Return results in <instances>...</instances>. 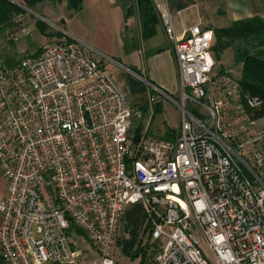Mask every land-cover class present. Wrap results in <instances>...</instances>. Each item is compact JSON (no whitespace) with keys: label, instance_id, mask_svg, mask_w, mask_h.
Masks as SVG:
<instances>
[{"label":"built area","instance_id":"2783aa9c","mask_svg":"<svg viewBox=\"0 0 264 264\" xmlns=\"http://www.w3.org/2000/svg\"><path fill=\"white\" fill-rule=\"evenodd\" d=\"M151 1L177 78L178 100L149 84L150 107L158 95L179 109L168 139L149 136L152 115L108 69L120 65L90 45L63 36L34 56L0 54L2 264H118L136 204L148 264H264L262 102L215 70L212 30L176 34L165 1Z\"/></svg>","mask_w":264,"mask_h":264},{"label":"crops","instance_id":"0c3cea01","mask_svg":"<svg viewBox=\"0 0 264 264\" xmlns=\"http://www.w3.org/2000/svg\"><path fill=\"white\" fill-rule=\"evenodd\" d=\"M7 1L23 3L22 0ZM164 1L172 14L176 34L197 23L213 30L245 18L264 19V0ZM124 4L125 0H81V8L76 10L70 0H44L37 4L36 13L54 27L61 25L59 29L67 38L90 45L114 59L120 65L114 67L119 75L117 79L123 83L130 101L135 106L148 105L151 108L149 84L166 95L176 89L173 54L160 24L156 25L154 35L142 38L137 16H125ZM113 43L116 44L115 50L111 47ZM1 184L0 198L5 192L4 180ZM128 215L130 233L139 234L142 207H138L132 218L130 212Z\"/></svg>","mask_w":264,"mask_h":264},{"label":"rangeland","instance_id":"374dc122","mask_svg":"<svg viewBox=\"0 0 264 264\" xmlns=\"http://www.w3.org/2000/svg\"><path fill=\"white\" fill-rule=\"evenodd\" d=\"M17 5V4H15ZM37 5L33 9H29L24 5H17L19 8L18 15L12 19L7 25H0V54L6 62L14 61L19 59L22 55H32L38 51L43 46L50 44L54 41L59 40L64 36V33L58 27H54L50 23L44 22L40 19L36 13ZM39 22L38 29L36 23ZM22 25V27H20ZM10 30L15 32L14 36L18 37L17 41H7L5 32ZM26 31L27 34H23ZM112 49H116V44H112ZM219 58H216V53L213 52V57L215 61V70L219 71L222 69H227L234 77H240V65H234L232 61V51L224 50L219 54ZM115 66H108V69L116 76ZM118 80V79H117ZM121 82V81H120ZM123 87V83H120ZM154 87V86H153ZM125 89V88H124ZM153 89V88H151ZM153 91H155L153 89ZM155 94V93H154ZM169 97L174 100H178L177 86L175 91L169 93ZM157 100L161 104V109L155 114L152 113L148 105H142L141 108H146L147 113L151 116V121L149 124V136L153 138H165L168 133L175 131L179 125V109L176 105L165 96H158ZM148 107V108H147ZM146 121H142V129H144ZM134 125H136L134 123ZM3 178L0 175V188L2 186L1 182ZM140 204H136L130 208L131 218L136 214V211ZM140 211V208H139ZM129 214V213H128ZM128 215H126L124 228L119 241V251H118V264H139L140 257H134L137 246L140 243L141 247L147 248L142 245L145 234L140 230L139 234L126 233V222H128ZM132 225V219H131ZM69 239L73 246L80 249L84 254L90 253L87 256V262H91L95 259V253L93 248L88 243V241L81 235L76 229L71 230ZM139 246V247H140Z\"/></svg>","mask_w":264,"mask_h":264},{"label":"trees","instance_id":"16d2710c","mask_svg":"<svg viewBox=\"0 0 264 264\" xmlns=\"http://www.w3.org/2000/svg\"><path fill=\"white\" fill-rule=\"evenodd\" d=\"M43 1L44 0H22V5L29 9H33L35 5ZM70 2L76 10L81 8V0H70ZM124 5L125 16L132 14L137 16L142 38H148L154 35L155 27L158 25L159 20L152 1L125 0ZM18 11L19 8L14 3L7 0H0V25H7L12 22V19L18 15ZM38 26L39 22L36 23L37 29ZM212 32L214 36V43L211 48L212 54L215 52L216 58H219V54L222 51H232L233 64L240 65L241 67L240 77L237 78L240 88L243 93L257 98L262 102V106L257 115L264 116V19L260 17H250L236 20L225 27L213 28ZM39 51L40 49L28 56H34L38 54ZM219 71L231 74L227 69L221 68ZM154 93L155 92L150 88L151 97L154 96ZM160 109L161 104L157 99H154L151 102L152 113L155 114L159 112ZM142 111L146 112V109H142ZM171 133H168L167 136L162 139H168ZM73 229H76L79 234L84 237L83 233L72 224H70L66 232L68 237ZM125 229L126 233H130L128 222H126ZM138 244L134 257H140L139 264H148L146 248L141 247L140 243ZM0 264H2L1 261Z\"/></svg>","mask_w":264,"mask_h":264}]
</instances>
